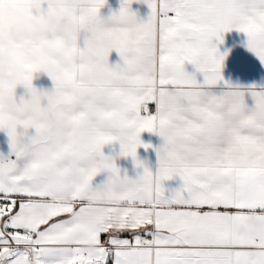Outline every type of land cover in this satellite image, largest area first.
Here are the masks:
<instances>
[{
  "label": "snow or ice",
  "instance_id": "1",
  "mask_svg": "<svg viewBox=\"0 0 264 264\" xmlns=\"http://www.w3.org/2000/svg\"><path fill=\"white\" fill-rule=\"evenodd\" d=\"M106 6L0 0V35L21 29L0 67L26 89L0 105L15 157L0 155V264H264V89L224 81L219 50L235 29L264 63V0H121L105 18ZM49 65L62 67L53 88L35 87ZM167 129L176 143L155 147L153 172L141 134ZM112 143L142 174L104 154Z\"/></svg>",
  "mask_w": 264,
  "mask_h": 264
},
{
  "label": "crops",
  "instance_id": "2",
  "mask_svg": "<svg viewBox=\"0 0 264 264\" xmlns=\"http://www.w3.org/2000/svg\"><path fill=\"white\" fill-rule=\"evenodd\" d=\"M120 3L121 0H108V6L101 9V15L107 18L113 11L118 12ZM132 9L138 13L139 18L141 19L146 20L150 14V9H148L147 5L143 3H134ZM247 41V35L235 29L224 34V43L219 45L220 52L222 54H227L222 69L224 81L234 86H256L258 90L264 89V63H262L259 58L248 49ZM109 63L111 65L121 63L120 57L115 51L111 53ZM185 69L189 73H195L197 79L201 82L203 81V75L197 73L193 65L186 63ZM33 83L35 87L42 90H51L54 86L51 79L47 76L35 80ZM19 91L21 95L26 93V89L23 87H21ZM248 103L249 106L252 105L250 99L248 100ZM20 131H22V129ZM141 139L144 143L152 144L153 148L148 150L140 148L138 150L139 158L144 161L153 172H155L158 166V159L154 149L159 146L160 140L157 136L148 132L142 133ZM103 152L105 155L116 156L117 166L122 172L126 171L130 178L135 179L138 173L142 174L143 169H137L131 157L123 158L118 156V153L120 152L119 143L105 145ZM0 155L8 156L11 159L15 158L14 155H11L9 137L3 131H0ZM105 180L106 173H101L95 178L94 185H99ZM181 184L182 181L177 177L172 181L165 182V187L175 189L179 188Z\"/></svg>",
  "mask_w": 264,
  "mask_h": 264
},
{
  "label": "clouds",
  "instance_id": "3",
  "mask_svg": "<svg viewBox=\"0 0 264 264\" xmlns=\"http://www.w3.org/2000/svg\"><path fill=\"white\" fill-rule=\"evenodd\" d=\"M21 29L17 25L6 27L4 33L0 35V52L7 53L11 45L20 36ZM62 67L59 65H49L33 75V82L39 80L44 76L51 79V75L59 74ZM34 84V83H33ZM22 85V77L19 70H10L6 65L0 67V105H7L10 101H17L20 99V88ZM124 102L135 112H142L145 108V102L142 96L132 90H126L123 93ZM35 119V116H33ZM160 140L159 147L162 150L172 148L176 143V136L173 130H157L153 133ZM142 135V134H141Z\"/></svg>",
  "mask_w": 264,
  "mask_h": 264
}]
</instances>
